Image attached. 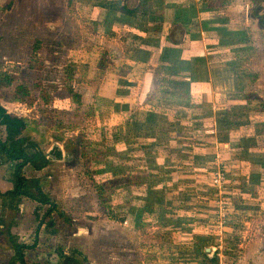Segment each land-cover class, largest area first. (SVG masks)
Returning <instances> with one entry per match:
<instances>
[{
	"label": "rangeland",
	"instance_id": "rangeland-1",
	"mask_svg": "<svg viewBox=\"0 0 264 264\" xmlns=\"http://www.w3.org/2000/svg\"><path fill=\"white\" fill-rule=\"evenodd\" d=\"M20 1L0 0V80L11 81L0 101L28 121L47 160L23 173L55 207L21 201L0 224V264L14 258L9 228L35 264H62L58 251L72 249L80 264H264V122L254 119L264 120V0H54L55 24L41 9L19 14ZM122 1L137 16L121 14ZM176 20L189 28L172 30L177 47L165 40ZM204 21L220 35L206 36ZM202 33L210 98L194 97L206 96V75L186 67ZM190 102L211 116L191 115ZM13 165L0 163L1 192ZM108 178L117 193L101 201Z\"/></svg>",
	"mask_w": 264,
	"mask_h": 264
},
{
	"label": "trees",
	"instance_id": "trees-1",
	"mask_svg": "<svg viewBox=\"0 0 264 264\" xmlns=\"http://www.w3.org/2000/svg\"><path fill=\"white\" fill-rule=\"evenodd\" d=\"M120 3H121L120 4L121 14L130 16V17L137 16L136 9H132V10L129 9L128 4L124 1ZM163 20H164V17L162 14V17L158 19L157 21L162 23ZM259 22H260L259 24H262V26L264 27V16L260 17ZM140 26L147 27L148 23L146 25L140 24ZM174 28H177L179 30L183 29L186 35H187L186 32L189 31V28L186 27L185 25H182L177 20L171 23L169 27L167 28V35L165 36L166 42L170 43L171 46L177 47L178 46L177 44L179 43H177L176 40L174 41L173 35L171 34ZM230 39H231L230 41L233 42V38L231 37ZM245 53L247 55L248 51H245ZM239 59H242V58L240 57ZM234 64L235 63H232L231 66H235ZM10 84H11L10 80H5V79L0 80V86L2 85L6 86ZM21 89H23V87H19L17 89L15 93L16 98H21V100L23 99L27 102L33 103L34 101L33 96L25 88L24 90L26 92V96L21 97ZM192 94H195V93L193 92L189 93V95H192ZM194 97H200V96H194ZM205 97L210 98V95L206 94V96H201L200 98H205ZM188 101H190V99ZM187 105H189V111L191 115H194L191 113L193 111L200 112L196 115H200V114L210 115L212 112L211 108L204 110V106L208 107V105L192 103V102L188 103ZM131 107L133 106H130L129 112L133 113L135 111V108L132 109ZM178 114L183 115V112L180 111V113ZM246 114L248 113L244 112L238 115H246ZM250 114L252 115L253 113H250ZM173 116L177 117V115H173ZM254 119L257 121V123L264 122V120H258L256 118ZM255 120H252V121H255ZM197 121H199L200 123H203L204 120L197 119ZM209 123H210V126H212L213 124L212 120H210ZM171 124L176 125V126L178 125L174 122V120L170 121V125ZM27 125H28V121L23 116L9 111L7 108L3 106V104L0 101V127L4 130V133L6 136V139L4 140L0 138V155L2 156L0 163L2 164L4 162L14 163L13 168L11 169V172L9 175V183L11 184V188L7 190L6 192L0 191V199L4 202L3 210L4 212H6V214H9L10 216L9 217L0 216V224H3L6 221V219L9 220V222H11L12 219L14 220L13 216L17 214V211L19 209L18 205L21 203V201L24 198L34 201L39 205H48L49 210H53L52 208L55 207V203L50 198L48 193L44 191L40 181L38 179H29L25 177L23 173V169L27 165H30L33 169H36V170L43 169L45 167L44 160H47L45 158L46 156L43 155V153L39 150V147L35 143L30 141L27 138V136L24 134L27 129ZM204 126H206V124H204ZM201 129H203V127H201ZM200 131H203V130H200ZM226 136L228 135H225L224 137ZM237 141L243 142L244 139L242 136L239 135L237 136ZM200 147L203 148V146H200ZM104 182L106 184L101 183L103 185L96 188L98 197L101 201H105L107 197L112 196V194L117 193L116 187H115L117 185V179L108 178ZM57 233L58 231L56 229H53L52 235H57ZM8 237H9V242L14 250V256H13L14 258L10 261L9 264H16V263L35 264V263H28L25 260L26 250L33 248V246L26 245L22 242H19L18 239L15 237V235L11 233L10 228L8 230ZM35 240H37L36 237H35ZM58 253L60 255V258H62V264H80L82 261L87 260V257L83 255L82 253H80V251H77L76 249H72V253L70 255L69 254L65 255L61 250L58 251Z\"/></svg>",
	"mask_w": 264,
	"mask_h": 264
},
{
	"label": "crops",
	"instance_id": "crops-1",
	"mask_svg": "<svg viewBox=\"0 0 264 264\" xmlns=\"http://www.w3.org/2000/svg\"><path fill=\"white\" fill-rule=\"evenodd\" d=\"M20 2H21L20 3V7H17V9L19 10V14L28 16L29 14H31L30 13V9H34V10L41 9L42 11L50 14V18H52V19H50V21L53 24H55V22H56L55 19L56 18L53 17V14H54V12L56 10L60 11V9L56 8L57 4L55 3L54 0H21ZM10 10H11L10 11L11 14H14V13L16 14V6H15V4L12 6V9H10ZM188 10H190V9L188 8ZM201 18L204 19V20H207L208 16L207 17H201ZM56 23H58V22H56ZM203 24L204 25L201 26L202 27L201 30L203 32L207 33L206 36H212V34L208 35V34H210L212 32H218V34L220 35L221 32L217 31L218 29H214L215 26H213V24L210 25V22L204 21ZM226 33H230V31H226ZM204 37L205 36L202 33V37H201L203 39L202 43H199L198 46H195V48L192 47V48L188 49V50H190V54H189V58L187 60L188 61L187 62V64H188L187 67H189V70L192 73H194V74H196V73L200 74L201 72L205 73V75H206L205 79H207L206 84H208V89L206 88V89H203V90H200V91H201V93L204 92L205 95H206V94H208L207 92H211L212 91L211 79H209V77H208L209 75H208V72L206 70V67L208 65H210L211 63H213V61H211V63L209 62V59H208V56H207V50L209 51L210 47L207 46V49H206V43L204 41ZM231 37H233V36L227 35L225 37L227 39H224V40L227 42V44L231 42L230 41ZM219 46H221V45H219ZM211 50H213V47H212ZM231 54H233V53H231ZM210 55L211 56H215L214 54L213 55L210 54ZM213 60H214V58H213ZM198 86L199 85H196V88H198ZM193 93H195V92H193ZM246 115H249V114H246Z\"/></svg>",
	"mask_w": 264,
	"mask_h": 264
},
{
	"label": "flooded vegetation",
	"instance_id": "flooded-vegetation-1",
	"mask_svg": "<svg viewBox=\"0 0 264 264\" xmlns=\"http://www.w3.org/2000/svg\"><path fill=\"white\" fill-rule=\"evenodd\" d=\"M21 206V203L18 205V207H20Z\"/></svg>",
	"mask_w": 264,
	"mask_h": 264
}]
</instances>
